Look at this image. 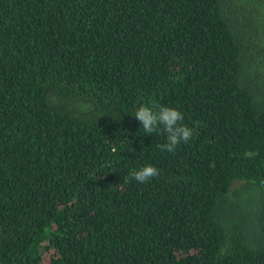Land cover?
<instances>
[{
  "label": "trees",
  "instance_id": "trees-1",
  "mask_svg": "<svg viewBox=\"0 0 264 264\" xmlns=\"http://www.w3.org/2000/svg\"><path fill=\"white\" fill-rule=\"evenodd\" d=\"M0 264H264V0H0Z\"/></svg>",
  "mask_w": 264,
  "mask_h": 264
},
{
  "label": "clouds",
  "instance_id": "clouds-1",
  "mask_svg": "<svg viewBox=\"0 0 264 264\" xmlns=\"http://www.w3.org/2000/svg\"><path fill=\"white\" fill-rule=\"evenodd\" d=\"M140 122L143 132L151 134H163L166 142L158 144L161 151L175 152L178 145L192 139L195 129L183 123V113L175 107L140 102L133 114ZM160 172L152 164H145L139 169H133L130 174L124 177L126 183L135 180L146 183L158 177Z\"/></svg>",
  "mask_w": 264,
  "mask_h": 264
}]
</instances>
